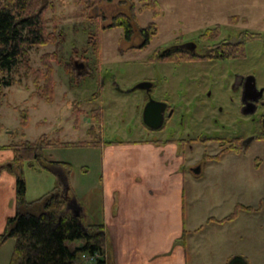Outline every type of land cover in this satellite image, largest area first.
Wrapping results in <instances>:
<instances>
[{
	"label": "rangeland",
	"instance_id": "rangeland-1",
	"mask_svg": "<svg viewBox=\"0 0 264 264\" xmlns=\"http://www.w3.org/2000/svg\"><path fill=\"white\" fill-rule=\"evenodd\" d=\"M49 1L56 9L46 13L47 25L57 41L30 49L29 61L38 70L43 68L45 54H58V62H51L55 66V96L50 103L38 96L36 76L26 78L22 63L6 74V79L13 78L16 83L4 88L5 96H0V150L11 144L36 143L44 136L62 143L91 142L96 136L103 144L187 139L190 143H180L179 148L185 155L189 209L201 217L212 211L227 216L238 203L256 210L240 212L239 218L223 229L202 221L204 227L191 246V264H229L236 257L247 264H264V96L248 113L235 88L244 76L255 78L257 87L264 89V0H156L160 7L157 18L144 8L145 0ZM120 14L130 17L134 26L130 40L125 39L123 28H109ZM153 22L158 32L141 48L140 29ZM217 27H221L219 36L204 37ZM245 32L262 35V39L245 44V59L184 64L151 60L177 43L194 40L209 48L222 41L239 42ZM98 41L100 64L95 53ZM76 61H86L91 73L79 76ZM144 81L156 87L152 99L168 98L174 108L164 130L150 131L144 123L149 93L133 90ZM77 106L84 111L78 123ZM94 110L102 111V121L91 116ZM237 137L243 145L240 154L230 151L220 161L211 159L222 147L208 138L230 141ZM94 148L65 146L53 149L48 157L71 162L72 170L66 167L69 173L91 183L101 169V147ZM8 164L12 163H6L10 170ZM195 167L202 169L200 174L194 172ZM87 169L92 171L88 177ZM24 176L28 202L54 194L62 184L55 166L44 157L27 162ZM70 190L68 195L73 198ZM77 196L80 205L83 193ZM15 244V239H9L0 246V264H10ZM76 264L95 263L79 258Z\"/></svg>",
	"mask_w": 264,
	"mask_h": 264
},
{
	"label": "crops",
	"instance_id": "crops-1",
	"mask_svg": "<svg viewBox=\"0 0 264 264\" xmlns=\"http://www.w3.org/2000/svg\"><path fill=\"white\" fill-rule=\"evenodd\" d=\"M179 144L172 139H156L87 146L101 147V169L91 183L69 173L63 163L72 166L71 162L48 157L53 149L61 147L45 148L44 159L55 166L62 184H68L76 200L78 192L83 193V221L104 227V264H191V246L204 227L202 221L219 229L233 222H221L228 215L215 211L201 217L198 211L189 209L185 155L180 154ZM13 158L12 149L0 150V231L17 213L16 178L13 168L6 167ZM91 173L87 169L86 176ZM62 184L54 191H60ZM243 211L249 212L241 210L239 215Z\"/></svg>",
	"mask_w": 264,
	"mask_h": 264
},
{
	"label": "trees",
	"instance_id": "trees-1",
	"mask_svg": "<svg viewBox=\"0 0 264 264\" xmlns=\"http://www.w3.org/2000/svg\"><path fill=\"white\" fill-rule=\"evenodd\" d=\"M145 2L144 8L149 9L154 18L159 17L160 7L157 1L145 0ZM51 8L54 12L56 6L51 5L49 0H0V96H5L4 88L16 83L13 78L6 79V74L12 73L22 63L26 67V78L33 74L36 76L35 93L46 102L53 101L56 84L55 66L51 62H58V54L56 52L45 54L41 58L43 68L38 70H34L29 61L30 49L44 47L57 41L55 32H49L47 25L46 13ZM109 28H123L127 40L133 37L135 30L130 22V17L124 14L114 17ZM157 32L158 28L155 22L140 29V34L144 39L143 47L150 43ZM220 33L221 27H217L214 31L208 30L204 33V37L219 36ZM260 39H262L260 34L245 32L243 39L239 42L216 43L211 58L245 59V44ZM98 44L95 53L100 64L101 42L98 41ZM162 58H151V60L159 61L161 59L176 64L190 61L189 57L181 59L177 52ZM74 111L78 123L79 117L84 114V111L79 106ZM91 116L101 120L103 114L100 110H94ZM94 133L93 128L91 135ZM207 140L221 141L218 138ZM241 141L240 138L221 141L222 151L211 159L218 161L230 151L240 154L243 149ZM100 142L101 140L96 136L92 138L91 142L78 143L57 142L44 136L36 143L27 141L23 145L11 144L5 147L14 152L12 171L16 178L17 213L7 220L6 229L0 234V246L9 239L16 241L10 264H76L83 253L104 252L106 238L103 226L86 225L83 218L74 217L70 212L65 213L67 201L57 198L55 194L47 195L35 202H28L26 199L27 183L24 176L25 164L40 157L43 158L46 147L94 146ZM63 165L72 170L70 164L63 163ZM241 210L256 211L252 207L239 204L221 222L236 220ZM72 244L75 245L72 246ZM104 263L103 260H99L97 264Z\"/></svg>",
	"mask_w": 264,
	"mask_h": 264
},
{
	"label": "flooded vegetation",
	"instance_id": "flooded-vegetation-1",
	"mask_svg": "<svg viewBox=\"0 0 264 264\" xmlns=\"http://www.w3.org/2000/svg\"><path fill=\"white\" fill-rule=\"evenodd\" d=\"M191 42L194 43V44L193 45H189L188 47H185V48H181L182 45H185V44H188V43H191ZM226 42L235 43V42H231V41H226ZM142 47H143V44L141 45V48ZM213 51H214V47L206 48V47H203V46H199V44L193 40V41H184V42H181V43H177V44L173 45L170 48H166V49L162 50V52L158 55V57H160V58H162V57L164 58L165 56L168 57L172 53L177 52V54L181 57V59H183L185 57H189L190 58V61L182 62V64H184V63H193V62H212V61L232 60V59H224V58H221V59L211 58V55L213 54ZM221 55H223V54H221ZM161 61L162 62H166L164 60H161ZM81 63H84V65H85V67L82 69V71H86L87 66H88L86 61H81V62L76 61L75 62L76 69H77V65L81 64ZM78 71L79 70L77 69V74L80 76ZM89 72L91 73V71H89ZM90 73H88V74H90ZM248 79H249V77L247 78V77H244V76H240V78H239V80H238V82H237V84L235 86V88L238 89L241 92V98L243 100V104L245 105L247 111L249 110V106L247 105V103L244 102L243 94H244V91H245L244 90L245 86L249 83ZM143 83L150 84L149 85L150 87L145 88V90L149 93V99H148L149 101H148L147 105L152 101V104H154V106H155V110H156L155 113L157 115H158V113H162L163 114V116H164L163 125L158 130H164L169 125L170 121L172 120L173 113H174V108L168 102V98L167 99H163V100H154V99H152V95L156 91V87H155L153 82L144 81ZM143 83H140V84H143ZM258 89L262 90L260 88H258ZM263 96H264V91H263ZM262 97L257 102H255V104H254L255 107L260 105L259 101L263 99ZM147 128L150 131L153 130L150 127H147ZM208 139H213V138H208ZM233 139H235V138H233ZM215 141H219V140H215ZM221 141H223V140H221ZM221 141H219V142L221 143ZM226 141H228V140H226ZM230 141H232V140H230ZM178 142L181 143V144H186L187 142L190 143V141H188L187 139H184V138H180ZM231 144L232 143L230 142V145ZM241 144H242V141H241ZM198 168L200 169V167H195V169L193 168V170L195 171ZM63 185H65V184H63ZM57 190L54 193L55 196L57 198L64 199V197L66 196L64 190L63 189H60V191H57Z\"/></svg>",
	"mask_w": 264,
	"mask_h": 264
},
{
	"label": "water",
	"instance_id": "water-1",
	"mask_svg": "<svg viewBox=\"0 0 264 264\" xmlns=\"http://www.w3.org/2000/svg\"><path fill=\"white\" fill-rule=\"evenodd\" d=\"M194 43H188L185 45H182L181 48H185L188 47L189 45H193ZM85 67L84 63L78 64L77 65V69L79 70V74L80 75H84V74H88L90 73L88 69H86V71H82V69ZM249 83L245 86V91L243 94V98H244V102L247 103V105L249 106V110L248 112H252L253 110H255V102H257L262 96H263V89L259 90L257 88V84H256V80L253 77H249L248 79ZM150 84L148 83H143V84H139L138 86H136L133 90L136 89H145L149 86ZM256 93V94H255ZM251 108V109H250ZM155 106L154 104H152V101L146 106L144 113H143V119H144V123L147 127L152 128L153 130H158L159 128L162 127L163 125V120H164V116L162 113H158V115L155 113ZM247 143H245L246 146ZM9 165V164H8ZM10 167H12V164L9 165ZM196 174H200L201 173V169H196L194 171ZM64 192H65V197L64 200L67 201V206L65 209V213H71L74 217L80 218L82 216V211L83 208L79 205V203L77 202L76 198H71L68 195V191H69V186L68 184L64 185ZM229 264H247V262L242 258V257H236L233 260L230 261Z\"/></svg>",
	"mask_w": 264,
	"mask_h": 264
},
{
	"label": "built area",
	"instance_id": "built-area-1",
	"mask_svg": "<svg viewBox=\"0 0 264 264\" xmlns=\"http://www.w3.org/2000/svg\"><path fill=\"white\" fill-rule=\"evenodd\" d=\"M80 259L84 260L86 263H98L99 260H105V252H97L94 254L83 253Z\"/></svg>",
	"mask_w": 264,
	"mask_h": 264
}]
</instances>
